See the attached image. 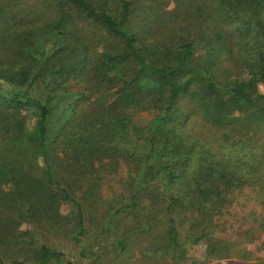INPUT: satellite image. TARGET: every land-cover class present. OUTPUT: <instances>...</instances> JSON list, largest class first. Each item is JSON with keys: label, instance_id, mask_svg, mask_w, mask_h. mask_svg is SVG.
I'll return each instance as SVG.
<instances>
[{"label": "trees", "instance_id": "trees-1", "mask_svg": "<svg viewBox=\"0 0 264 264\" xmlns=\"http://www.w3.org/2000/svg\"><path fill=\"white\" fill-rule=\"evenodd\" d=\"M47 5L44 16L33 0H0V264H27L5 262L6 245L20 244L24 223L47 218L59 201L76 205L82 234L68 183L88 173L98 182L106 159L122 160L133 183L116 195L128 203L115 211L149 194L162 219L154 218L157 233L168 236L159 250H175L174 264L188 244L227 245L217 235L220 217L245 189L264 191V0ZM98 29L107 37L101 49ZM51 34L47 49L41 39ZM70 81L87 91L77 103L110 98L70 105ZM134 112L152 116L133 123ZM144 224L150 232L152 221ZM227 246L217 259L234 245ZM239 250L237 259L252 258ZM34 258L48 264L61 254L40 245Z\"/></svg>", "mask_w": 264, "mask_h": 264}, {"label": "rangeland", "instance_id": "rangeland-1", "mask_svg": "<svg viewBox=\"0 0 264 264\" xmlns=\"http://www.w3.org/2000/svg\"><path fill=\"white\" fill-rule=\"evenodd\" d=\"M33 1L38 4L39 11L42 9L45 11L43 14L45 16L50 0ZM116 1L120 2L121 0ZM169 7H172V3H169ZM97 31L96 37L99 40L97 46L98 49H101L107 37L103 31L99 29ZM41 40L45 48L51 49L56 39L51 34L45 35ZM63 89L70 95L74 94L67 100L70 105H76L80 97L78 95L87 94L85 86L74 81L64 84ZM39 91L36 93H40ZM262 91L264 92V89ZM109 93L93 94L86 101L77 104L82 109L97 106L109 100ZM62 104L60 102L58 108L60 115H64ZM151 116V113L134 112L131 121L143 123ZM27 117L26 115V123L30 120ZM96 173H98V182L88 180L90 176L88 173L83 176L85 180L82 177V181L73 179V184L71 181L68 183L72 199L78 202L82 208V234H79L76 205L67 200L59 201L53 204L54 210L51 215L46 216L47 218L42 217L36 220L30 218L24 223L23 228L28 231L27 235L22 237V242L16 246L6 245L4 261L8 263L12 259L18 258L26 259L27 264H39L34 258V253L40 245H46L61 254L59 262L51 261L48 264H87L84 256L85 250L91 248L92 245L97 247L100 244L97 243L101 239V235L98 233H132L130 252L126 251L130 254L128 264H174L172 252L175 250L170 248L166 253L159 250L164 243L168 242V236L165 233H157L156 227L159 226L155 224L154 218L160 219V224L162 219L154 215L153 210L149 208L150 203L146 199L147 193H140V196H145L143 204L138 203L136 207L115 211L120 205L128 203L127 199L116 198V195L122 190L128 193L126 190L133 184L123 161L120 159L103 160L99 163ZM253 190L254 188L251 187L245 189V194L239 195L233 200V204L229 208L230 212L219 219L223 231L217 233L218 237L232 246L234 245L229 249V254L223 259H217L216 255L219 251L228 249V243L227 245L224 243L208 245L200 240L197 244L186 246L179 264H264V191L259 194H251L250 192ZM146 205L148 206L146 207ZM145 219L153 223L150 232L142 230ZM118 235L121 237L120 234ZM182 242H186V240L182 238ZM238 250L251 251L252 258L249 260L237 259ZM103 258L107 264V253Z\"/></svg>", "mask_w": 264, "mask_h": 264}, {"label": "crops", "instance_id": "crops-1", "mask_svg": "<svg viewBox=\"0 0 264 264\" xmlns=\"http://www.w3.org/2000/svg\"><path fill=\"white\" fill-rule=\"evenodd\" d=\"M98 234L101 235V239L97 242L100 244L97 247L92 245L91 248L85 250L84 256L87 264H105L103 257L106 253L108 257L107 264H128L132 233Z\"/></svg>", "mask_w": 264, "mask_h": 264}, {"label": "built area", "instance_id": "built-area-1", "mask_svg": "<svg viewBox=\"0 0 264 264\" xmlns=\"http://www.w3.org/2000/svg\"><path fill=\"white\" fill-rule=\"evenodd\" d=\"M76 264H79V263H76Z\"/></svg>", "mask_w": 264, "mask_h": 264}]
</instances>
